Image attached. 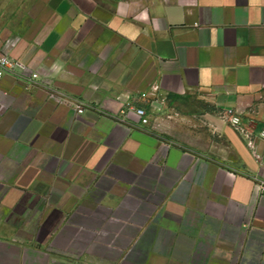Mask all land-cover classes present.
<instances>
[{
  "label": "crops",
  "instance_id": "obj_1",
  "mask_svg": "<svg viewBox=\"0 0 264 264\" xmlns=\"http://www.w3.org/2000/svg\"><path fill=\"white\" fill-rule=\"evenodd\" d=\"M0 52V264H264V0H0Z\"/></svg>",
  "mask_w": 264,
  "mask_h": 264
},
{
  "label": "built area",
  "instance_id": "obj_2",
  "mask_svg": "<svg viewBox=\"0 0 264 264\" xmlns=\"http://www.w3.org/2000/svg\"><path fill=\"white\" fill-rule=\"evenodd\" d=\"M9 73L15 76L18 79L25 80L27 83H33L38 77L39 72L37 70H30L23 65H21L18 61H16L13 57L3 52H0V77ZM138 97L142 99H154L155 93L153 91L144 90L138 93ZM75 107L78 112L83 111V105L81 103L75 102ZM135 111L138 114L144 113V108L140 105H136L134 107ZM227 115L228 122L238 131L243 132L245 128L240 124V116L238 114H232L231 109H228ZM264 136V132H263ZM261 189L264 190V182H260Z\"/></svg>",
  "mask_w": 264,
  "mask_h": 264
},
{
  "label": "rangeland",
  "instance_id": "obj_3",
  "mask_svg": "<svg viewBox=\"0 0 264 264\" xmlns=\"http://www.w3.org/2000/svg\"><path fill=\"white\" fill-rule=\"evenodd\" d=\"M178 106V112L180 114L184 112L188 117L193 119L191 128L193 129V132H197L195 134L201 136L207 132L212 138L217 137L216 131L211 130L213 129L211 125L213 122L212 114L216 115V111H213V109L210 108L208 102L199 97H192L190 99L180 100ZM220 115L221 117H226L223 113Z\"/></svg>",
  "mask_w": 264,
  "mask_h": 264
}]
</instances>
